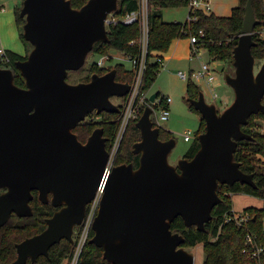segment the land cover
Returning a JSON list of instances; mask_svg holds the SVG:
<instances>
[{
	"label": "water",
	"instance_id": "obj_1",
	"mask_svg": "<svg viewBox=\"0 0 264 264\" xmlns=\"http://www.w3.org/2000/svg\"><path fill=\"white\" fill-rule=\"evenodd\" d=\"M117 1L87 0L74 8L71 0H22V35L32 46L24 59L15 61L24 86L14 83L10 67L0 66V227L12 213L33 214V190L56 209L42 231L15 244L16 258L9 264L47 256L62 238L72 244L74 228L102 182L109 157L103 128H94L85 142L72 129L93 111L120 112L113 98L125 96L130 84L115 79L114 67L85 82L69 83L66 77L85 63L95 42L109 41L107 15L117 9ZM252 2L246 0L236 34L233 74L225 72L223 63L212 62L233 90L230 104L219 112L202 91L187 98L205 122L191 158L169 162L175 138H159L150 105L136 120L140 138L132 153L139 155L138 164H116L105 176L88 240L102 248L108 262L195 264L193 253L181 245L184 237L172 232V220L180 216L186 226L203 230L221 201L219 184L256 188L253 173L242 171L234 159L237 142L253 139L242 125L252 114L264 113V63L256 69L251 52L259 23ZM156 96L152 93L149 101Z\"/></svg>",
	"mask_w": 264,
	"mask_h": 264
},
{
	"label": "trees",
	"instance_id": "obj_2",
	"mask_svg": "<svg viewBox=\"0 0 264 264\" xmlns=\"http://www.w3.org/2000/svg\"><path fill=\"white\" fill-rule=\"evenodd\" d=\"M86 1L71 0V5L74 8H79ZM188 2L189 0H147L148 43L146 68L142 78L139 98L146 95L158 74L160 63L156 58L161 57L162 59L176 39L189 38L190 35H195L197 38L195 45L207 52L210 62L223 63L224 70L227 72L228 68L232 67L233 48L237 44L236 34L242 26L246 0H238V4L226 16L204 12L200 8H189L188 18L184 22L164 21L162 19L161 12L163 8L188 6ZM21 5L22 0H20L19 5L14 7V13L19 36L27 47L26 53L20 55L10 49H5L8 60L3 61L0 59V66L10 67L14 73V83L24 86V78L15 67V61L24 59L32 46L22 35V25L25 19L19 16ZM252 5L254 15L259 23L254 27L255 33L252 37L255 45L251 47V52L255 58V63L260 65L264 63V37L258 36L256 31L264 27V0H253ZM138 6L139 0H118L117 9L113 12V15L116 17L122 16L127 12L136 10ZM106 30L109 41L94 43L85 63L77 70L68 71L66 80L69 83L88 81L93 73L103 74L113 67L116 68L115 79L117 81L132 83L134 72L132 69H126L122 63L112 64L109 62L107 65L98 66L95 62L88 61V59L94 55H108L109 61H112L110 54L113 50L123 54L129 60L135 59L140 52V45L136 41L140 35L139 23H110L107 25ZM131 40L135 42L129 44ZM186 91L187 97L197 98L201 88L189 78ZM157 96H161L159 92H157ZM262 103L264 104V95ZM189 106L199 114L200 125L194 132L188 149L182 155L187 158H191L198 149L197 135L205 128V122L200 113L191 104ZM143 108H141L136 118L129 120L124 129L115 154V165L132 162L133 166L136 167L138 164L139 155L132 153V144L140 138V131L135 122L140 117ZM120 116V112L102 111L97 114L93 111L86 116L83 122L78 123L74 130L79 138L85 139L94 128L102 127L103 136L107 138L106 148L110 150L119 129ZM256 119L264 121V113L252 114L248 118L247 124L242 125L243 131L250 134L253 139L239 140L234 151V159L239 162L241 170L253 173L256 188L240 182H234L232 185L219 184L217 193L221 201L213 207L211 219L205 222L203 230L198 229L195 225L186 226L180 216L175 217L170 224L172 232H177L184 237V242L181 244L183 247L190 248L198 243L202 244L203 258L201 264H264V206L245 207L242 212L249 216L245 222H237L232 218L233 194L244 193L264 200V161L260 159V156L264 157V134L260 132L259 125L255 122ZM153 126H158L154 120ZM159 128L160 139L165 140L173 137L169 130ZM32 194L33 198L30 205L33 214L27 217H19L12 213L8 221L0 227V264H9L13 261L16 258L15 244L42 231L46 226V218L51 216L56 209L50 202L42 203L38 198L37 190H33ZM247 233L253 234L256 237L257 244L263 246V252L257 259L258 262L252 259L248 251L245 250L247 247L245 235ZM89 234V238L92 237V229ZM88 240L80 253L79 264H112L102 258V248L89 243ZM72 249L73 244L62 238L59 242L50 246L47 256L40 255L34 262H31L28 258L25 264H62Z\"/></svg>",
	"mask_w": 264,
	"mask_h": 264
},
{
	"label": "rangeland",
	"instance_id": "obj_3",
	"mask_svg": "<svg viewBox=\"0 0 264 264\" xmlns=\"http://www.w3.org/2000/svg\"><path fill=\"white\" fill-rule=\"evenodd\" d=\"M0 3L2 4V11H0V45L3 48L13 49L4 46L3 43L5 44L7 41L14 39L13 45L16 47L22 46L21 48L25 53V42L19 36L14 13V7L19 5L20 0H0ZM210 3L211 2H209V4ZM162 16L165 21H184L186 17V9L183 6L163 8ZM188 39L189 38H185L187 44L190 43ZM185 44L186 41L182 40L178 49H176L177 45L173 44L168 52H166L170 58L166 59L163 66L160 67L154 82L146 92L147 97L154 92H159L160 95H168L171 97L172 101L169 103L170 114L168 119L160 120L159 125L162 128L169 130L175 138V146L168 156L169 162L173 164H175L177 159L186 152L191 143L190 141L184 140V131L190 130L193 134L200 125L199 114L190 108L187 102L188 97L186 85L188 80L179 78L177 70H187L189 66H196L197 68L202 62L207 64L210 63L207 52L202 48L198 51L200 57H195L189 61V51L186 50ZM174 49H176V51H174ZM110 55H113L112 61H110L112 64L120 62L126 69L132 68V62L127 57L123 56V54L113 50ZM97 57V55L90 56L88 61H93ZM258 67L259 65L256 63L255 68L257 69ZM233 70V66L228 68V72L231 74H233ZM214 73L215 80L211 84V87L214 88L212 92L216 93V97H212V93L209 91V86L204 82L199 81L197 84L200 85L205 100L214 103L220 112L230 104L234 97V93L232 88L226 84L223 78V73L217 71ZM113 100L114 102L121 104V98L114 97ZM255 122L259 125L260 132L264 134V121L256 119ZM232 206L233 211L239 214L247 206H264V200L244 193H235L232 195ZM186 249L193 253L195 264H201L203 258L202 244L198 243L195 246ZM62 264H64V262Z\"/></svg>",
	"mask_w": 264,
	"mask_h": 264
},
{
	"label": "built area",
	"instance_id": "obj_4",
	"mask_svg": "<svg viewBox=\"0 0 264 264\" xmlns=\"http://www.w3.org/2000/svg\"><path fill=\"white\" fill-rule=\"evenodd\" d=\"M188 6L191 9L200 8L204 12L209 11V4L206 0H189ZM2 10V4L0 3V11ZM147 15H148V5L147 0H139V6L136 10L130 11L125 13L122 16L116 17L112 13L107 15L108 23H117L122 22L123 24H132L135 22L139 23L140 26V35L137 38V42L140 45V52L139 55L135 59H131L132 62V70L134 72V77L132 83L130 84V88L128 93L121 98V105L120 107V124L119 129L116 135V138L111 145L109 151V157L105 164V174L102 179L101 184L98 186L96 193L93 199L86 204L85 215L81 222V224L76 226V230L73 232V249L69 256L64 260V264H79V257L80 253L89 239V232L92 229L93 220L97 214L100 199L103 193L104 187V179L105 176L110 172L114 164L115 154L119 145V141L121 136L124 132V129L127 126V123L130 119L136 118L139 111L142 107L146 105H150L152 107L151 119L154 120L159 127L160 120H167L170 114L168 105L171 101L170 96H156L153 102H150L146 95L139 98V91L142 84V78L144 74V70L146 68V55H147V43H148V23H147ZM255 33V30L253 31ZM256 33L260 37H264V27L257 30ZM197 38L195 35H190V49H191V56L199 58L198 51L201 49L195 45ZM134 40L129 41V44L134 43ZM111 56V55H110ZM0 59L3 61H7L8 58L5 53V49L0 46ZM156 60L160 63V67L163 66V62L161 57H157ZM98 66L107 65L109 63V56L108 55H99L95 60H93ZM215 68L212 65V62L205 63L202 62L199 67L189 72L179 70L177 75L179 78L183 80H188L189 78L192 79L194 82L198 83L199 81L204 82L207 86H209V91L212 93V97H216V93L212 92L214 88L211 87V84L215 80ZM116 103V102H115ZM144 109V108H143ZM154 114V116H153ZM194 136L190 130H185L183 138L185 141H191ZM260 159L264 161V157L260 156ZM232 218L237 222H245L248 220V214L243 212L237 214L235 211H232ZM264 228V227H263ZM245 243L247 247L245 248L248 251L250 257L255 259L258 262V257L263 252V246H260L256 242V237L253 234L247 233L245 235Z\"/></svg>",
	"mask_w": 264,
	"mask_h": 264
},
{
	"label": "crops",
	"instance_id": "obj_5",
	"mask_svg": "<svg viewBox=\"0 0 264 264\" xmlns=\"http://www.w3.org/2000/svg\"><path fill=\"white\" fill-rule=\"evenodd\" d=\"M208 1V4L209 2H211L209 4V11L208 12H213L215 13L216 15H220V16H226V15H229L232 8L235 7L237 4H238V0H222V1H218V0H206ZM185 7L186 9V17L184 19V21L187 20L188 18V14H189V6H183ZM163 10V9H162ZM2 11V10H1ZM162 13V12H161ZM162 19H163V16H162ZM165 21V20H164ZM184 21H173V22H184ZM184 40L186 41V50L189 51L188 53V58H189V61H191L192 59H194L195 57H192L190 52H191V49H190V43L187 44V40H185V38H180V39H176L172 42L170 48L172 47L173 44L177 45L176 49L179 48L180 46V42ZM189 40V39H188ZM3 43V42H2ZM14 44V39L13 40H10V41H7V43H3L4 46L6 47H9V48H13V49H10L12 51H17L16 53L20 54V55H24L26 53V45L24 44V49H25V53L23 51V49L21 48L22 46H19V47H16L13 45ZM1 46V45H0ZM14 46V47H13ZM4 49H8V48H4ZM176 49H174V51H176ZM174 53V52H173ZM113 57V55H112ZM170 58L166 53L163 55V58H162V62L164 64L165 60ZM196 69V66H189L187 70H182V69H178L177 72L179 70L181 71H185V72H189L191 70H194ZM200 86V85H199ZM168 96V95H167ZM172 101V100H171ZM168 108H169V111H170V107L168 105Z\"/></svg>",
	"mask_w": 264,
	"mask_h": 264
},
{
	"label": "flooded vegetation",
	"instance_id": "obj_6",
	"mask_svg": "<svg viewBox=\"0 0 264 264\" xmlns=\"http://www.w3.org/2000/svg\"><path fill=\"white\" fill-rule=\"evenodd\" d=\"M72 131H73L74 133L77 134V132L74 130V128L72 129ZM77 137H78V139H79L81 142H85V140H86V138H87V137H86L85 139L79 138L78 134H77ZM75 228H76V227H75ZM75 228H74V231L76 230Z\"/></svg>",
	"mask_w": 264,
	"mask_h": 264
}]
</instances>
